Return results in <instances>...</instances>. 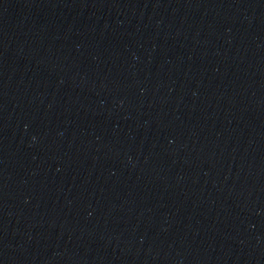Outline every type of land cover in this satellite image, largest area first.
<instances>
[{
  "label": "water",
  "instance_id": "95a60500",
  "mask_svg": "<svg viewBox=\"0 0 264 264\" xmlns=\"http://www.w3.org/2000/svg\"><path fill=\"white\" fill-rule=\"evenodd\" d=\"M0 264H264V0H0Z\"/></svg>",
  "mask_w": 264,
  "mask_h": 264
}]
</instances>
